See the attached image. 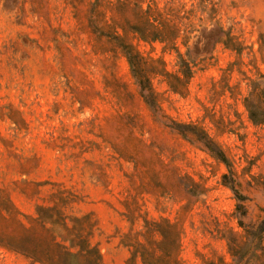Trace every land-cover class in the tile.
<instances>
[{
  "label": "rangeland",
  "instance_id": "rangeland-1",
  "mask_svg": "<svg viewBox=\"0 0 264 264\" xmlns=\"http://www.w3.org/2000/svg\"><path fill=\"white\" fill-rule=\"evenodd\" d=\"M154 1L185 17L193 74L181 94L153 77L148 105L127 60L93 48L86 0H0V264H38L2 244L22 224L40 234L39 207L85 225L101 264H127L163 220L181 264H231L227 238L264 217V124L243 104L264 91V0ZM217 26L239 50L215 42ZM161 46L139 44L177 73Z\"/></svg>",
  "mask_w": 264,
  "mask_h": 264
},
{
  "label": "trees",
  "instance_id": "trees-1",
  "mask_svg": "<svg viewBox=\"0 0 264 264\" xmlns=\"http://www.w3.org/2000/svg\"><path fill=\"white\" fill-rule=\"evenodd\" d=\"M89 7L88 26L98 42L95 50L101 53L122 55L129 65L131 76L140 88L144 101L151 105L155 103V92L151 79L163 77L173 92L181 94L186 91L187 80L193 74V62L185 58L188 51L187 31H182L180 22L184 16L161 8L154 0H86ZM189 18V17H186ZM217 25V21H215ZM218 27L219 36L215 42L225 48L239 50L230 32L222 26ZM152 46L160 43L163 53H174L176 56L177 73L166 70L162 57H153L150 52L144 53L139 44ZM180 44L186 47L185 53ZM264 63V56L262 57ZM264 77V73L261 74ZM243 104L248 111V118L254 125L264 124V91L250 93L244 97ZM210 146V142L205 141ZM215 156L228 165L222 151L217 150ZM51 209L37 208V217L32 218L41 230L30 231L22 224L21 232L7 237L8 243L2 244L9 250L18 252L31 262L38 264H101L99 249L90 240L91 233L85 229L75 231L62 219V223L44 213ZM85 218H73L83 221ZM61 220V219H60ZM243 226V241L237 238H227L228 251L232 257L231 264H264V217L255 224ZM49 225V226H48ZM62 225L65 234L58 231ZM149 240L138 243L137 249H132L127 264L134 262L137 257L141 264H181L178 253L180 249V231L169 220L148 222L146 225ZM86 230V231H85ZM247 239V240H246ZM259 241V247L254 241ZM1 244V243H0ZM243 245H248L245 254H241ZM259 248L260 252L257 251ZM204 264H229L223 259L206 261Z\"/></svg>",
  "mask_w": 264,
  "mask_h": 264
}]
</instances>
